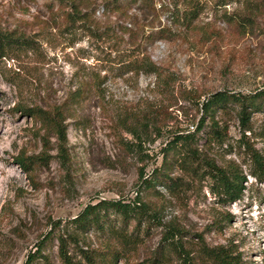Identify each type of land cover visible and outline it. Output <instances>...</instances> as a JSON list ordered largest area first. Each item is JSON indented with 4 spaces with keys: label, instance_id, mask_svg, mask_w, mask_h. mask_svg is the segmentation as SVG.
Listing matches in <instances>:
<instances>
[{
    "label": "rangeland",
    "instance_id": "374dc122",
    "mask_svg": "<svg viewBox=\"0 0 264 264\" xmlns=\"http://www.w3.org/2000/svg\"><path fill=\"white\" fill-rule=\"evenodd\" d=\"M71 1L76 14L68 23L64 13L73 8L51 0H0V32L19 38L0 56V264H61L58 235L70 258L102 255L106 237L68 222L99 199L154 211L158 223L130 246L131 263H145L157 248L161 264H205L204 244L227 246L244 264H264V183L248 174L251 152L264 155V112L251 114L246 126L232 108L218 110L220 138L206 133L212 120L205 117L191 144L200 158L243 171L237 201L216 202L207 179L190 180L177 166L170 176L185 181L179 190L142 185L173 134L195 132L208 95L264 88V8L200 0L188 24L184 0L119 9ZM155 30L160 38L148 36ZM135 55L157 72L118 61ZM19 106L62 109L61 151L54 131ZM18 155L40 159L23 169ZM167 228L175 230L164 238Z\"/></svg>",
    "mask_w": 264,
    "mask_h": 264
},
{
    "label": "trees",
    "instance_id": "16d2710c",
    "mask_svg": "<svg viewBox=\"0 0 264 264\" xmlns=\"http://www.w3.org/2000/svg\"><path fill=\"white\" fill-rule=\"evenodd\" d=\"M57 7H71L64 13V18L68 23L74 22L73 15L74 3L70 0H51ZM150 0H103L102 7L119 9L125 4L147 3ZM187 5L182 13V17L188 24H192L202 10L200 0H184ZM233 1L242 2L249 11L258 8H264V0H213L215 6H225ZM148 36L160 38L158 31H150ZM19 41L17 37H11L0 32V56L15 46ZM23 44V43H22ZM20 43V45H22ZM120 64L128 66L129 69L139 68L145 72L156 73V68L151 62L143 57L135 55L133 59L127 60L120 58ZM197 105L199 106L198 102ZM232 108L242 125L248 124L250 115L256 112H264V88L256 89L254 92L240 93L229 92L225 90L216 91L210 94L200 103L201 110L200 121L193 133L173 134L167 142L165 148L161 151V160L159 165L154 166L146 177L142 179L143 189L155 191V185H161L169 190L176 191L181 188L182 180L179 176H170V170L177 166L190 179L205 178L208 180V190L216 202L229 204L237 201L245 189L247 178L243 171L236 165L219 166L211 160L200 158L197 150L191 148L195 141V134L205 129V117L212 120V125L206 131L212 138H220L218 132L220 129L214 121V115L218 110ZM24 115L37 118L42 123H46L56 134L59 140V150H62V144L65 140V125L62 124L63 112L59 106L52 107L50 110H44L39 107H16ZM214 124V126H213ZM251 163L248 174L264 183V155L258 151L250 154ZM40 159L39 155L15 157L17 164L23 169L29 166L34 160ZM185 181L183 180V185ZM69 226L80 233L93 231L108 240L104 253L102 255L88 254L86 251L79 252V259L70 258L62 249L63 239L59 237V258L61 264H161V254L156 249L153 251L145 263H131L128 261L127 253L130 246L136 244L141 233L145 234L151 226L158 223L155 219L154 211H149L148 206L143 203H126L115 199H99L94 203L86 204L75 216L69 219ZM175 229L167 228L164 231V238L172 237V231ZM168 233V235H167ZM170 234V235H169ZM173 250H176L175 242L169 244ZM161 250H159V253ZM201 252L205 264H244L239 259V255L223 245L207 247L201 245ZM182 263H186L183 258ZM187 264H192L187 261Z\"/></svg>",
    "mask_w": 264,
    "mask_h": 264
}]
</instances>
